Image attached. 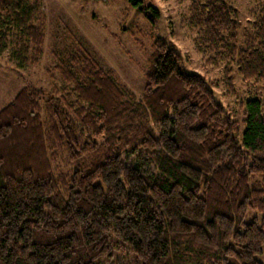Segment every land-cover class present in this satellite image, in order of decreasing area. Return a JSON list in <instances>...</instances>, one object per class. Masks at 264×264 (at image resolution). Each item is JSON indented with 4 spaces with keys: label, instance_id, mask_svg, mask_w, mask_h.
I'll return each mask as SVG.
<instances>
[{
    "label": "trees",
    "instance_id": "16d2710c",
    "mask_svg": "<svg viewBox=\"0 0 264 264\" xmlns=\"http://www.w3.org/2000/svg\"><path fill=\"white\" fill-rule=\"evenodd\" d=\"M45 22L42 0H0V57L17 29V66H37ZM191 23L213 62L264 83V8L243 43L226 0L194 3ZM147 63L138 98L72 54L64 103L26 87L0 112V264H264V99L246 103L241 135L175 46L158 39Z\"/></svg>",
    "mask_w": 264,
    "mask_h": 264
},
{
    "label": "rangeland",
    "instance_id": "374dc122",
    "mask_svg": "<svg viewBox=\"0 0 264 264\" xmlns=\"http://www.w3.org/2000/svg\"><path fill=\"white\" fill-rule=\"evenodd\" d=\"M141 11L120 0H42L46 42L37 66L20 69L14 58L19 35L12 31L8 51L0 57V112L26 87L48 93L55 102L64 103L69 87L57 71L61 61L72 54L87 52L105 71H113L119 83L141 98L146 86L148 57L158 39L171 43L182 56L187 74H196L212 82L216 98L227 108L230 117L245 131V105L264 99V83L246 82L235 62H213L214 56L200 46L203 31L191 23L196 2L211 0H143ZM238 10L241 43L253 32L261 15L264 0H226ZM160 13V19L147 16V7ZM151 19V20H150ZM37 26V25H36ZM226 72L228 76H226ZM233 79V91L226 77ZM67 93V94H65ZM57 169L68 166L61 160ZM105 264V263H104ZM112 264H134L130 255H121Z\"/></svg>",
    "mask_w": 264,
    "mask_h": 264
}]
</instances>
